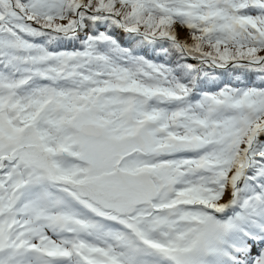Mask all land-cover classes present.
<instances>
[{
	"label": "snow or ice",
	"instance_id": "snow-or-ice-1",
	"mask_svg": "<svg viewBox=\"0 0 264 264\" xmlns=\"http://www.w3.org/2000/svg\"><path fill=\"white\" fill-rule=\"evenodd\" d=\"M0 264H264V0H0Z\"/></svg>",
	"mask_w": 264,
	"mask_h": 264
}]
</instances>
